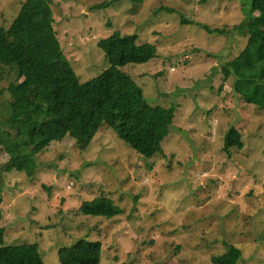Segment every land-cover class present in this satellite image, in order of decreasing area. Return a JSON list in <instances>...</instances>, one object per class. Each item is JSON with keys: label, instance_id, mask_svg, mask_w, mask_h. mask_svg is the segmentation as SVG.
I'll return each instance as SVG.
<instances>
[{"label": "rangeland", "instance_id": "rangeland-1", "mask_svg": "<svg viewBox=\"0 0 264 264\" xmlns=\"http://www.w3.org/2000/svg\"><path fill=\"white\" fill-rule=\"evenodd\" d=\"M25 1L0 0L1 27ZM50 1L60 49L80 83L110 67L100 41L115 31L135 35L138 45L157 48V58L120 70L150 106L173 108L175 117L162 154L149 160L106 124L83 152L68 137L52 143L30 176L6 171L0 149L4 246L38 245L45 264H58V251L79 241L102 244L100 264H214L233 246L242 253L237 264H264V109L246 104L221 72L247 45L235 27L249 20L250 0ZM15 79L0 65L3 130ZM232 127L244 148L226 153ZM97 198L111 199L121 214L78 213Z\"/></svg>", "mask_w": 264, "mask_h": 264}, {"label": "trees", "instance_id": "trees-1", "mask_svg": "<svg viewBox=\"0 0 264 264\" xmlns=\"http://www.w3.org/2000/svg\"><path fill=\"white\" fill-rule=\"evenodd\" d=\"M53 23L50 0H26L11 26H0V65L16 74L9 86V128L0 126V149L9 157L4 169L30 176L37 168L36 157L52 143L68 137L83 152L104 124L142 158L162 154L175 111L150 106L142 89L120 70L156 59L157 48L138 45L135 35L121 37L115 31L98 43L109 69L80 83L60 49ZM204 28L226 35L224 30ZM235 29L248 42L239 57L223 66V82L234 80L233 90L246 104L264 109V0H250L249 20ZM243 148L241 134L232 127L224 151ZM121 212L109 198L83 202L78 209L81 215L106 219ZM2 236L0 230V264H45L38 245L4 246ZM102 251L100 242L79 241L58 251V264H100ZM241 255L227 246V252L212 261L237 264Z\"/></svg>", "mask_w": 264, "mask_h": 264}]
</instances>
